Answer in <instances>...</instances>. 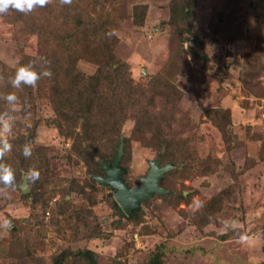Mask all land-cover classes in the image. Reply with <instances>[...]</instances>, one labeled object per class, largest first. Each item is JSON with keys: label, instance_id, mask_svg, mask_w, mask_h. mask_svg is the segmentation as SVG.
<instances>
[{"label": "rangeland", "instance_id": "rangeland-1", "mask_svg": "<svg viewBox=\"0 0 264 264\" xmlns=\"http://www.w3.org/2000/svg\"><path fill=\"white\" fill-rule=\"evenodd\" d=\"M170 1H106L101 16L87 15L110 39L102 45L92 34L93 51L103 57L106 49L108 62L126 65V81L106 87L117 85L124 102L141 107L117 117L118 133L111 138H92L106 160L95 159L109 165L123 143L120 159L128 187L138 185L157 161L167 168L159 183L165 192L141 202L136 218L127 219L114 208V190L95 180L102 175H94L84 159L90 143L75 134L83 135L90 116L110 109L88 106L89 95L81 102L76 97L75 85L92 82L89 77L97 71L93 62H78L82 75L70 77L64 91L88 118L68 116L57 127L47 99L26 105L31 108L18 99L6 103L12 108L7 135L12 147L1 163L27 169L32 160L41 170L35 179L33 171L22 170L14 183L0 188V264H22L15 247L29 224V241L41 264H87L79 256L83 250L92 253L95 264H147L155 250L162 253V264L264 262V0H187L195 9L191 32L202 41L183 35L181 46L172 42ZM92 2L75 0L78 11L66 12L86 17L80 9L93 7ZM44 4L46 16L66 15L62 9L50 12L52 0ZM22 15L15 8L0 14V58L6 63L19 35H26L18 42L26 54H36V44L48 45L35 24L43 14ZM73 54L61 58L69 64ZM253 79L258 87L251 85ZM102 96L107 99L101 97L100 104L113 103ZM140 115L153 124H136ZM26 144L29 157L22 153ZM24 175L26 192L19 188ZM5 218L11 227L4 226Z\"/></svg>", "mask_w": 264, "mask_h": 264}, {"label": "trees", "instance_id": "trees-1", "mask_svg": "<svg viewBox=\"0 0 264 264\" xmlns=\"http://www.w3.org/2000/svg\"><path fill=\"white\" fill-rule=\"evenodd\" d=\"M74 1L75 0H70V2L65 3L64 0H52L53 6L50 8V12L55 13L58 9H62V11L64 12L68 10L78 11L79 8L77 9L76 5L73 4ZM106 1L113 0H93V7L89 6L88 9L86 7H83V10L80 9L81 12H88L86 14V17H82L81 15H79V12L73 13L74 15L72 14L71 16L70 14H68V12H66L65 16H51L50 18V15L46 16L47 13H45L44 10L47 8V6L44 3L43 5H35L31 11L22 12V16L27 17L32 11L36 10L40 11L43 14L41 15L38 22H35V24L38 25L36 26L37 30L42 31L39 32L38 36L43 39L46 38V41H48V45L44 47L42 44H39L40 46L36 44V54H33V56L31 54H26L23 50L22 52L20 49L21 47L18 46V42L25 38L26 35H19L16 38V46L14 48H11L12 51L10 53L7 52L5 54V57L7 56L12 58V61H8L9 63H6L4 62V59L2 60L0 58V82L3 85V92H0V114L11 113L10 109L12 108H10L11 106H6L7 101L5 100V96L9 93H14L15 91L17 99L25 106H36L39 101L38 99H47L49 101V105L55 112L54 114L56 116V120L59 119L57 127H60V121L67 118L68 116H86L84 114V111H80L79 101L76 100L71 104L72 96L66 94L64 90L70 87V77H72L73 75H82V73L78 72L79 70L77 69L78 62H93L97 65L96 73L89 77L92 82L84 85H75L74 90L77 92L76 97H79L80 102L85 101V99L88 98V106L92 107L98 105H107L110 110L108 112H98V114L90 116L89 120L87 119L88 124L85 127L83 125V135L78 136L77 134H75V139L90 143V145L85 146L84 148L88 153H90H87V157H84V159H86V163L88 164V167H90L94 175L102 176L104 171L102 172V167L97 162L95 157H99L101 155V158H104V160L106 159L101 154L100 148L96 143L95 147H93L92 138L97 137L99 134L110 137V134L116 133L118 129H114V126L117 125L116 123H118L116 119L119 115L125 116V113H127V111L138 110L137 112H141V107L139 109H136L135 107H133V102H124L125 99L122 96V93H120V88L117 87V85L114 88L106 87V84H112L124 80L123 70H125L126 65L120 61H116L113 59L112 61L108 62L107 59H105L107 56L111 55L109 54L110 52L108 50H104V54L106 55L102 57V52L96 54L95 51H93L92 46H90L93 45L91 42L92 34L99 35V39L102 45H104L106 41L110 40L107 37L108 34L103 25L98 24V21L92 19L91 16L88 17L94 12L95 15L101 16V14L99 13L100 8ZM97 6L99 7V9ZM168 11L169 18L172 20V42L175 41L179 46H181L183 40H185L182 39L183 35H191L194 40L202 41L200 37L196 38V35L192 34L190 28L194 17L193 14L195 12L193 3H189L187 0H171L168 5ZM14 14L17 15V13ZM63 21L66 22L65 26L67 27L64 31L61 32L58 30L62 28L61 24H63ZM184 24H186L185 31L183 29ZM211 29L213 30V28ZM176 38L179 42L175 40ZM82 39L84 40L82 41ZM79 42L81 43L79 44ZM110 46L112 47V44H110ZM102 49H104V47ZM66 54H73L72 60H74L75 62L71 61L69 62V64L64 62L61 57L66 56ZM27 64H31L32 67L35 68L38 72L42 71L43 69H50L52 74L51 76H41L34 85H27L22 83L21 87L14 88L11 84L12 77L14 76L18 67ZM243 68L244 70H246L247 66H243ZM240 75L243 79L246 78V76L243 74V71ZM250 78L251 77H248V80H250ZM254 79L251 82V85L258 87L257 84L254 83ZM243 81L244 80H242V82ZM43 86H47L46 90L43 89ZM98 91L100 92L102 98H106L102 96L106 95L115 105L121 103L120 105H123L124 107L115 106L110 101H104L100 104V100L102 98L99 96ZM85 95L89 96H86V98H84ZM119 100L123 101L119 102ZM125 104H127L130 108H126ZM26 107L31 108L28 106ZM120 107L125 109L123 110ZM64 112L67 114H63ZM33 114H36V112L34 111ZM86 118L88 117L86 116ZM91 118L92 120H90ZM147 121V117L144 116L143 118L141 115L140 118L138 116V118L135 120L136 124L142 126L143 128L150 127V125L153 124H149V122L147 123ZM110 126H112L113 129H107ZM116 152H114L113 158ZM2 160L3 159H0V163ZM119 166L121 167V169H123L121 159L119 161ZM40 168V165L37 166L36 162L31 160V168L26 169L24 165L15 164L12 169L16 171L13 172V174L19 175L22 170L35 171L37 173H40ZM121 177L124 180L123 175H121ZM17 179L14 178L11 184L14 183ZM9 185H5L2 181H0V188ZM114 208L127 219H134L137 216V209H134L130 215L126 214V216L125 214H123L118 204H116L115 202ZM23 229L25 230V235L19 239V242L21 241V245L15 247L16 249L20 250L19 256L21 257L20 260L22 264H41V259L34 254L35 251L32 248L33 241H29L30 232L32 231V229H30V224L25 226ZM79 256L83 257L87 264L96 263V259L93 258V255L89 250L81 251L79 253ZM161 257L162 253H160L159 250H155L149 256L147 264H162ZM61 260L62 259H57V262L62 263ZM259 264H264V262H261Z\"/></svg>", "mask_w": 264, "mask_h": 264}, {"label": "water", "instance_id": "water-1", "mask_svg": "<svg viewBox=\"0 0 264 264\" xmlns=\"http://www.w3.org/2000/svg\"><path fill=\"white\" fill-rule=\"evenodd\" d=\"M122 154L123 143H120L111 163L109 165H106L103 162L100 163L105 173V177L98 176L95 177V180L102 185L110 186L114 190L113 198L115 202L125 214L130 215L134 209L139 207L141 202L151 198L154 194L159 195L165 192L160 187L159 183L167 168L159 167L157 161L151 162L146 176L140 179L138 185L129 188L121 177L124 172L119 166ZM19 188L23 192L28 190L26 187V175L23 176Z\"/></svg>", "mask_w": 264, "mask_h": 264}, {"label": "clouds", "instance_id": "clouds-1", "mask_svg": "<svg viewBox=\"0 0 264 264\" xmlns=\"http://www.w3.org/2000/svg\"><path fill=\"white\" fill-rule=\"evenodd\" d=\"M45 0H0V14L5 13L9 8H15L21 12L31 11L37 4L43 5ZM65 3L70 0H64ZM50 69H43L38 72L31 64L21 65L16 70L14 76L11 79V84L14 88L21 87L22 83L27 85H34L41 76H51ZM5 100L9 104H14L17 100L15 93H9L5 96ZM12 116L8 113L0 114V159L3 158L5 153L11 150V143L9 142L7 135L11 130ZM32 154L30 145L23 147V155L29 157ZM33 179L38 178V173L32 172ZM14 179L13 169L11 166L0 163V181L5 185L11 184ZM199 203V202H197ZM3 224L6 227H11V221L7 218L3 220Z\"/></svg>", "mask_w": 264, "mask_h": 264}]
</instances>
